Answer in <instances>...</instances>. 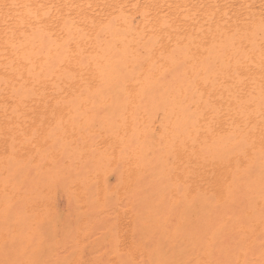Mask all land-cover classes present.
Masks as SVG:
<instances>
[{"label": "bare ground", "instance_id": "1", "mask_svg": "<svg viewBox=\"0 0 264 264\" xmlns=\"http://www.w3.org/2000/svg\"><path fill=\"white\" fill-rule=\"evenodd\" d=\"M0 264H264V0H0Z\"/></svg>", "mask_w": 264, "mask_h": 264}]
</instances>
